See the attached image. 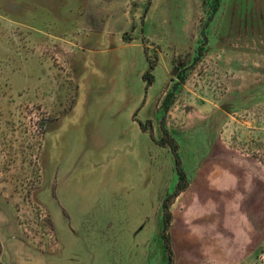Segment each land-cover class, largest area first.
Returning <instances> with one entry per match:
<instances>
[{"label": "rangeland", "instance_id": "1", "mask_svg": "<svg viewBox=\"0 0 264 264\" xmlns=\"http://www.w3.org/2000/svg\"><path fill=\"white\" fill-rule=\"evenodd\" d=\"M0 264H264V0H0Z\"/></svg>", "mask_w": 264, "mask_h": 264}, {"label": "trees", "instance_id": "2", "mask_svg": "<svg viewBox=\"0 0 264 264\" xmlns=\"http://www.w3.org/2000/svg\"><path fill=\"white\" fill-rule=\"evenodd\" d=\"M161 143L162 144H171L173 151H176V149H177L176 144L175 143L173 144V140H170L169 143H168L167 140H166V142H161ZM176 162H177V165H178V163H179L178 160ZM178 173H179V181L182 182V180L184 179V175H183V173H182V171L180 169L178 170ZM183 189H184L183 186L178 184V186H177L175 192L172 194V196H177L180 193V191H182ZM169 201L170 200L166 199L164 201L163 205H162L163 206V211L165 212V221H164L165 222V227L170 222V217H171L170 212H169V203H170ZM166 247H168V246H166ZM167 251H168V253L170 255V251L168 249H167Z\"/></svg>", "mask_w": 264, "mask_h": 264}, {"label": "water", "instance_id": "3", "mask_svg": "<svg viewBox=\"0 0 264 264\" xmlns=\"http://www.w3.org/2000/svg\"><path fill=\"white\" fill-rule=\"evenodd\" d=\"M175 72V70H173V73Z\"/></svg>", "mask_w": 264, "mask_h": 264}]
</instances>
